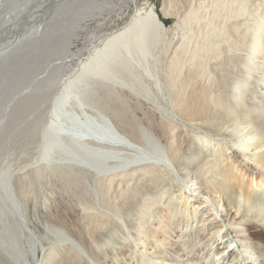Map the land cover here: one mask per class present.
<instances>
[{"label": "bare ground", "instance_id": "obj_1", "mask_svg": "<svg viewBox=\"0 0 264 264\" xmlns=\"http://www.w3.org/2000/svg\"><path fill=\"white\" fill-rule=\"evenodd\" d=\"M56 4L33 0L10 12L0 26V60L19 39L44 30L45 10ZM142 11L90 55L75 80L87 104L90 92L106 90L101 112L83 119L66 109L64 92L47 121L43 157L59 162L53 172L91 176L111 197L108 210L86 209L80 241L51 223L48 246L20 219L38 250L34 263L264 264V0H163L162 14L178 17L187 32L165 64L167 109L138 117L117 90L90 77L89 63L113 54L139 25L168 31L155 6ZM32 17L36 29H23ZM35 101L24 98L15 115ZM233 152L260 173L257 186L238 182Z\"/></svg>", "mask_w": 264, "mask_h": 264}, {"label": "rangeland", "instance_id": "obj_2", "mask_svg": "<svg viewBox=\"0 0 264 264\" xmlns=\"http://www.w3.org/2000/svg\"><path fill=\"white\" fill-rule=\"evenodd\" d=\"M32 1L0 0V26L10 12L22 11ZM57 1L53 0L57 4L45 10L46 23L50 25L45 23L44 30L33 32V39L31 35L27 39H19L16 46L4 54L7 57L0 60V264H35L38 250L27 234L29 229L43 239L46 246L49 241L45 238L52 236L47 228L51 223L55 227L64 225L68 231L71 229L80 241L86 209L108 210L111 197L106 196L98 181L84 173L70 172L65 176L54 173L59 162L43 157V151L49 144L47 121L57 110L60 95L65 92L63 96L68 98L66 109L83 119L86 113L96 116L101 112L99 107L106 90L101 88L92 95L90 92L88 105L75 81L90 55L108 37L127 26L138 11L143 10L144 13L155 6L168 28L166 33L146 32L145 24L139 25L124 44L113 49V54L109 51L97 65L95 61L89 63L90 77L100 78L117 90L126 100L125 106L141 117L145 109H167L169 89L165 81V64L169 53L187 32L183 26H177L178 17L167 18L162 14L163 0ZM36 22L32 17L23 29H36ZM22 32H17V35ZM81 80V85L87 88L85 75ZM70 83L74 85L67 90ZM27 97H34L37 101L22 115L16 116L17 106ZM138 102H145L142 105L144 111L141 106L136 110ZM189 143L190 140L185 142V149L190 147ZM234 155L235 152L230 154V162L237 161L238 182L243 187L257 186L260 173L254 171L250 162ZM20 219L26 222L27 231L22 229ZM261 236L264 239V231ZM120 245L124 249L128 244L120 239Z\"/></svg>", "mask_w": 264, "mask_h": 264}]
</instances>
